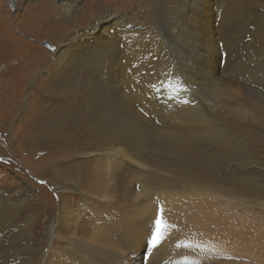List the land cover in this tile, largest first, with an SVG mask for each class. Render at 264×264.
I'll return each mask as SVG.
<instances>
[{
	"label": "bare ground",
	"instance_id": "1",
	"mask_svg": "<svg viewBox=\"0 0 264 264\" xmlns=\"http://www.w3.org/2000/svg\"><path fill=\"white\" fill-rule=\"evenodd\" d=\"M82 1L44 0L34 5V15L29 13L31 8L24 14L23 20L31 25L35 34L45 36L49 29L48 33L57 42V50L53 53L9 31L8 23L0 13V65L4 67L0 71L1 115L21 110L19 98L28 92V100L31 97L30 91H37L32 99L34 109L38 112L35 114L43 115L42 119L46 115L54 114L51 109H47V105L60 101L63 103V108L58 113L62 118L61 125L81 124L87 130L83 141H78L77 136L67 132L42 133V139L50 143L45 159L62 158L59 165L54 167L55 170L53 169L59 180L57 184L63 185L66 191H69L66 196L74 192L79 202L75 204L64 196L59 203V222L56 226L49 224L45 228V240L32 248L41 253L43 264H246L239 255L240 244L237 241L234 244V239L241 236V231L238 226L233 228L232 222L239 225L241 221L233 220L227 215L257 211L248 204L258 205L255 197L256 194L264 192L263 189L246 179H223L213 173V169L217 172L220 167L221 155L225 152L224 134L211 135L209 140L212 146L207 151H203L198 142L183 136L170 142L156 141L158 152L165 151L173 157L169 167H172L181 179L191 183H188L182 192L152 191L142 183L144 172L151 164L144 154L141 142V134H144L140 133L138 124L133 121L134 115L125 103H138L137 89L140 92L145 91L147 84H151L147 94L156 90L153 82L158 78L148 72H152L153 67H159L160 55L154 54L148 67L145 66V70L137 75V71L143 68L144 46L140 45L136 38L128 40L126 48H120L116 40L119 30H115L113 35L110 34L112 22L116 19L110 11L93 17L90 23L82 28V38L61 41L54 33H63L67 28L72 30L75 21L79 23L84 14ZM190 2L191 0H184V11L188 10ZM202 2L206 5L208 0ZM226 5L232 4L227 0ZM176 10L175 12L180 13ZM55 13L62 17L59 21L54 19ZM65 18L69 21L63 25L61 23ZM128 18V15L123 17L124 24L119 26L120 29L125 30L129 26L131 21ZM11 42L15 46H12ZM105 45L109 46V52L104 56L98 55V50ZM82 67L87 70L84 76L89 79L88 90L83 93L72 92L81 85L79 75H83ZM43 72L53 77L52 82H61L59 97L55 98L40 89L38 78ZM208 73L212 74V71ZM65 79L71 81L67 88L72 90H62L68 84L64 82ZM151 79L153 81H150ZM29 81H32L31 86ZM165 81H162L164 86ZM40 82L52 84L46 76ZM7 86L12 87L8 89ZM121 91L126 92V95ZM128 112L130 113L127 114ZM54 116L47 117V120L51 119L50 126L55 123L52 120ZM129 123L134 124L138 130L132 145L134 151L130 150L123 137L116 134L119 127ZM85 142L88 143L85 147L86 156L81 157L85 156L86 161H92L91 173L87 170L85 161L75 155ZM99 144L105 148L100 150ZM15 145L19 146L17 143ZM64 157L70 158L63 159ZM72 162H77L73 168L60 167ZM33 167L36 173L42 168ZM220 178L227 186L235 189L237 195L242 192L246 196L233 197L238 201L233 205L228 197L219 194V190L214 187V183L224 184ZM203 180L210 182L200 185L198 182ZM14 204L5 206L6 210L0 209V218L8 215L3 222L11 221L9 217L14 216L16 212H11ZM160 207L163 208L162 213L159 212ZM153 210L157 211L158 216H162L168 227L163 229L164 240L156 248L149 244L146 253L145 217ZM29 222L28 233H31L33 221ZM181 224L187 227L191 234L188 233V241L177 243L178 240L173 234L175 228ZM249 233L263 234V226H251ZM244 243L253 244L254 240L247 238ZM17 244H21L19 240ZM40 244L45 246L41 248ZM261 244L264 245V238L261 239ZM255 250L261 251L262 255ZM255 250L254 256L259 257L258 263L264 264V248L256 246ZM38 252L31 251L29 256L32 258ZM0 264H11L10 256L4 247L0 248Z\"/></svg>",
	"mask_w": 264,
	"mask_h": 264
},
{
	"label": "rangeland",
	"instance_id": "2",
	"mask_svg": "<svg viewBox=\"0 0 264 264\" xmlns=\"http://www.w3.org/2000/svg\"><path fill=\"white\" fill-rule=\"evenodd\" d=\"M0 1V13L8 23L9 31L51 53L57 50V42L48 33L49 29L45 36H40L23 20L28 8H31L29 13L34 15V5L44 0ZM229 1L232 5H226L227 0H208L206 5L202 0H191L188 10L184 11V0H83L85 15L79 23L75 21L72 30L67 28L63 33H54L61 41L82 38L83 29L93 17L110 11L116 18L112 22L110 34L119 30V37H115L120 48H126L127 41L136 38L144 46L143 68L137 71V75L145 70V66L148 67L154 54L160 55L159 67H153L152 72H148L158 78L153 82L156 90L147 94L148 87H151V84H147L145 91L137 89L138 103H125L134 115L133 121L138 124L140 133L144 134H141V142L151 166L144 172L142 183L152 191L182 192L191 183L181 179L169 167L173 157L165 151L158 152L156 141L170 142L183 136L198 142L203 151H207L212 146L209 139L213 134L225 136L221 165L217 172L213 169V173L223 179H246L264 191V0ZM58 14L53 16L57 21L61 17ZM127 15L131 27L120 29L119 26L124 24L123 17ZM67 21L69 19L65 18L61 24L66 25ZM11 44L15 46L13 42ZM2 66L0 71L4 68ZM84 68L83 75H79V89L67 88L71 81L65 79L64 82L68 84L62 90L82 93L88 90L89 79L84 76L87 71ZM45 76L50 78L52 84L40 82ZM51 79L53 77L50 74L43 72L39 75L38 84L40 89L57 98L61 82H52ZM164 79L165 86L162 82ZM1 80L0 77V84ZM30 83L32 81H29V86ZM11 87L7 86L8 89ZM1 89L2 84L0 94ZM188 89H191L190 95ZM35 92L30 91L31 97L28 100V92L19 98L21 110L2 115L0 111V209L6 210L5 206L15 203L11 212L16 211L14 216L9 217L11 221L3 222L8 215L0 218V248L4 247L7 251L11 264H43L41 253L32 246L45 240V228L49 224L56 226L59 222V203L69 192L63 185L57 184L59 180L54 171L62 158L55 161L53 158L45 159L50 143L42 139V133L67 132L77 136L78 141H83L87 133L81 124L61 125L62 118L58 113L63 103L60 101L47 105V109H51L54 114L46 115L43 119V115L35 114L38 113L32 100ZM121 92L126 95V92ZM185 100L193 101V107L183 105L182 101ZM141 108L146 115L140 112ZM185 110L193 113L194 118H186ZM51 115H55L52 117L55 122L52 126L49 123L51 119L47 120ZM156 120L160 124L157 125ZM16 143L20 147H16ZM87 145L85 142L75 155H85ZM103 148L105 146L99 144V149ZM85 156L81 159L91 173L93 163L90 160L87 162ZM33 166L42 167L41 171L36 173ZM221 178L224 184L214 183V187L219 190V194L228 197L233 205L238 202L233 197L246 196L242 192L237 195L236 190L227 186ZM42 180L44 184L39 183ZM204 182L210 181L198 183ZM72 193L66 197L76 204L79 202L76 200L78 196ZM255 198L259 204L248 206L257 211L227 215L241 221L239 225L232 222L233 228L238 226L241 231V236L234 239V244L236 241L240 244L239 255L246 264H259V257L254 256V250L256 246L264 248L261 244L264 238V192L256 194ZM33 205L38 207H31ZM29 220L33 221L31 233H28ZM256 225L263 226V234L249 233L250 227ZM188 233L191 234V231L181 224L175 228L173 237L178 240L177 243L185 242L190 237ZM247 238L254 240V243H244ZM18 240L21 244H17ZM40 246L42 248L45 244ZM31 251L38 253L31 258ZM44 251H47V246ZM256 252L262 255L261 251Z\"/></svg>",
	"mask_w": 264,
	"mask_h": 264
},
{
	"label": "snow or ice",
	"instance_id": "3",
	"mask_svg": "<svg viewBox=\"0 0 264 264\" xmlns=\"http://www.w3.org/2000/svg\"><path fill=\"white\" fill-rule=\"evenodd\" d=\"M129 27H131V25H129ZM109 50H110L109 46L105 45L101 49L98 50L97 54L104 56L109 52ZM253 87H255V85H253ZM188 93L189 95L191 94V89H188ZM182 104L186 105L188 108L193 107V101L191 100L182 101ZM140 112L144 113V109L141 108ZM144 114L146 115V113ZM185 116L186 118H194L193 113L187 112L186 110H185ZM155 123L158 125L160 124V121L156 120ZM137 131L138 130L136 129L135 125L132 123H129V124L122 125L121 127H119L117 129L116 134L118 136L123 137L124 140L127 141L128 146L130 147V150L134 151L135 149L132 148V145L135 143V137L137 135ZM76 163L77 162H72L70 164L61 165L60 167L73 168ZM39 183L44 184L45 181L42 180ZM159 212L160 213L163 212L162 207L159 208ZM145 223H146V235L144 237V250L147 253L149 244L151 245L152 248H156L164 240L165 235H164L163 229L165 227H168V225L165 223L162 216H158L156 210H153L152 213H150L148 216L145 217ZM148 255L150 256L151 253H148Z\"/></svg>",
	"mask_w": 264,
	"mask_h": 264
}]
</instances>
